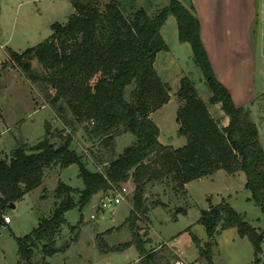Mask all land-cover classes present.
Instances as JSON below:
<instances>
[{
    "label": "trees",
    "instance_id": "16d2710c",
    "mask_svg": "<svg viewBox=\"0 0 264 264\" xmlns=\"http://www.w3.org/2000/svg\"><path fill=\"white\" fill-rule=\"evenodd\" d=\"M69 3L73 12L65 24L53 22L47 38L23 52L9 53L12 65L40 85L62 124L51 128L45 122L44 134L36 143L15 146L8 157H0V220L10 204L41 184L44 171L52 166L76 164L83 188L56 183L51 214L40 217L35 228L15 238L17 264H50L44 258L62 250L55 245V237L65 224V212L74 207L81 211L95 194L121 189L126 181L133 185L126 220L141 264H174L157 261L138 235L136 220L150 207L167 205L158 199L147 200L150 186L159 185L169 199L175 200L184 195L185 185L191 180L218 169L231 175L242 171L249 199L264 210V150L257 127L250 111L236 105L216 77L193 6L169 0L151 14L142 7L127 14L121 0H108L104 5L100 0ZM169 15L176 18V36L189 44L193 61L210 90L207 102L218 103L228 118L226 125L213 118L193 82L182 76L176 90L179 103L175 120L177 135L185 136V143L177 148L159 142V129L151 118L170 99L168 83L154 68L157 52L165 48L160 28ZM32 59L43 72L33 69ZM78 127L96 145L91 159L99 169L86 167L84 154L74 149L73 133ZM123 132L135 138L116 153L114 139ZM184 212V205H180L172 218ZM197 219L209 240L201 244L194 234L190 237L207 264H215L211 249L217 245L216 235L227 228H234L237 235L250 242L254 259L249 264L261 260L264 228H253L226 201L200 209ZM80 222L81 216L76 223ZM36 247L41 258L32 260Z\"/></svg>",
    "mask_w": 264,
    "mask_h": 264
},
{
    "label": "rangeland",
    "instance_id": "374dc122",
    "mask_svg": "<svg viewBox=\"0 0 264 264\" xmlns=\"http://www.w3.org/2000/svg\"><path fill=\"white\" fill-rule=\"evenodd\" d=\"M180 1L185 6H193L200 19V36L216 77L229 90L233 102L250 111L264 150V0ZM107 2L100 0L103 5ZM121 2L127 14L137 7L151 14L167 5L169 0ZM72 12L69 0H0V157H8L15 146H32L36 143L44 134L45 122L51 128L61 127L62 123L42 95L40 85L29 81L12 65L9 53L23 52L41 42L51 33L50 25L53 22L65 24ZM160 35L165 48L157 52L154 68L168 83L170 99L156 109L151 118L160 128V141L177 148L185 143V136L177 135L178 124L175 120L179 103L176 90L182 76H187L193 82L213 118L221 125L228 118H224L226 116L218 103L211 105L207 102L210 90L193 61L189 44L180 42L176 36V18L171 15L166 18ZM32 60L33 69L38 73L43 72L40 64ZM134 138L130 132L117 136L114 139L116 153L133 143ZM73 140L74 149L84 154L86 167L99 169L100 166L91 159V150H96V145L90 143L79 127L73 133ZM77 172L74 163L64 168H47L41 184L18 199L14 207L10 206L5 213L10 222L0 220V264H17L15 238L29 233L37 226L40 217L51 214L58 181L83 188ZM244 179L242 171L231 175L218 169L210 175L189 181L184 195L175 200L169 199L159 185L150 186L146 191L147 200L158 199L167 202V205L150 207L146 215L136 220L138 235L144 242L148 241L145 249L152 250L157 261L164 263L172 258L170 244L186 227L203 244L209 239L205 236L203 225L197 223L199 211L220 201L229 203L253 228L263 229L264 210L249 199ZM121 185L124 199L110 209H104L102 215L98 203L104 197L113 196L115 193L112 190L95 194L81 211L75 207L66 211L65 224L55 237V245L62 247V250L44 259L50 264H141L142 257L131 244L126 220L131 209L133 185L130 181ZM180 205H184L185 212L172 218L173 211ZM79 216L81 222L77 224ZM215 241L217 246L211 249L215 264H249L254 259L250 242L246 237L237 235L234 228L220 231ZM182 255L188 260L198 258L193 246ZM173 256L176 258L175 264L179 258L175 254ZM259 256L261 260L257 264H264V243ZM39 258L41 252L36 247L32 260Z\"/></svg>",
    "mask_w": 264,
    "mask_h": 264
},
{
    "label": "crops",
    "instance_id": "0c3cea01",
    "mask_svg": "<svg viewBox=\"0 0 264 264\" xmlns=\"http://www.w3.org/2000/svg\"><path fill=\"white\" fill-rule=\"evenodd\" d=\"M224 118H227V117H224ZM226 122L223 123V124L226 125L227 124ZM158 129H159L158 140H159V142H161L160 141V128H158ZM188 184H189V182L185 185V188L186 189H187ZM1 222H3V221H1ZM190 233H192L191 230H190V228L189 227L188 228L186 227L185 230H183L181 232V234H179L174 239V242L170 244V246H171L170 247V250H172L173 254H175L180 259V260L178 259V261L175 264H177L178 262H180V263L183 262L184 264H202L205 261L204 258H202V257H200L198 255L197 248L195 247V245H194V243L192 241V238L190 237ZM143 239H145V238H143ZM144 243H145V245H147L148 241H146ZM192 246L196 249V254L198 255V258L196 257V258H194V260H188L186 256L183 257L182 253H184L185 251H188L190 248H192ZM173 254L172 255L170 254L172 256V258H170L168 260L169 262H172V263H174L175 260H176L175 256H173ZM204 263L207 264L206 261Z\"/></svg>",
    "mask_w": 264,
    "mask_h": 264
},
{
    "label": "built area",
    "instance_id": "2783aa9c",
    "mask_svg": "<svg viewBox=\"0 0 264 264\" xmlns=\"http://www.w3.org/2000/svg\"><path fill=\"white\" fill-rule=\"evenodd\" d=\"M121 189L123 190V188ZM121 189L119 188L113 189L112 191L115 193L113 196L104 197L103 200L99 201L98 209L100 211V215H102L104 209L107 208L110 209L113 205L117 204L120 200L124 199V195L122 194ZM91 217L93 216L91 215ZM2 218L4 223H8L10 221L9 217L6 214H3ZM177 264H184V263L178 262Z\"/></svg>",
    "mask_w": 264,
    "mask_h": 264
},
{
    "label": "water",
    "instance_id": "95a60500",
    "mask_svg": "<svg viewBox=\"0 0 264 264\" xmlns=\"http://www.w3.org/2000/svg\"><path fill=\"white\" fill-rule=\"evenodd\" d=\"M11 207H14L13 204H10Z\"/></svg>",
    "mask_w": 264,
    "mask_h": 264
}]
</instances>
